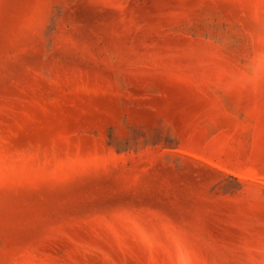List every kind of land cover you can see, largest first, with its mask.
<instances>
[{"label":"rangeland","instance_id":"rangeland-1","mask_svg":"<svg viewBox=\"0 0 264 264\" xmlns=\"http://www.w3.org/2000/svg\"><path fill=\"white\" fill-rule=\"evenodd\" d=\"M0 264H264V0H0Z\"/></svg>","mask_w":264,"mask_h":264}]
</instances>
